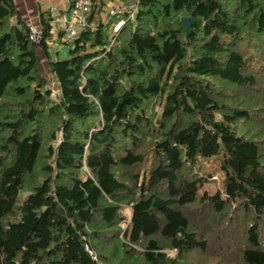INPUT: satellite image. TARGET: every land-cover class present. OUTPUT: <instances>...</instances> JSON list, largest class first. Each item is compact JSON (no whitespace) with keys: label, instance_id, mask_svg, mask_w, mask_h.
<instances>
[{"label":"trees","instance_id":"16d2710c","mask_svg":"<svg viewBox=\"0 0 264 264\" xmlns=\"http://www.w3.org/2000/svg\"><path fill=\"white\" fill-rule=\"evenodd\" d=\"M136 8L70 42L40 12L37 44L0 0V264H201L229 226L227 255L264 264V0Z\"/></svg>","mask_w":264,"mask_h":264},{"label":"rangeland","instance_id":"374dc122","mask_svg":"<svg viewBox=\"0 0 264 264\" xmlns=\"http://www.w3.org/2000/svg\"><path fill=\"white\" fill-rule=\"evenodd\" d=\"M134 3H135V0L130 5H134ZM103 14L106 17V14H107L106 9H105ZM70 15H71V8H70ZM62 18H64V16L57 17V20L60 21V19H62ZM69 49H70V46L67 44H64L62 46V50H61V54H60L59 58L60 59L68 58L69 57ZM40 71L42 72V74H44L48 78L50 77L49 69H48L47 64L45 62L40 63ZM258 73H260V79L264 81V70H262V72H258ZM50 88L53 91V97L55 98L58 88L55 84L51 85ZM57 135H60V133L57 132ZM199 165L202 169V172L205 175L210 176V179L205 184V186L203 187V190H207L212 195L216 194L217 192L222 190L223 189V182L222 181L224 178V173L221 170V157L217 156V157H213V158L208 159V160H204ZM230 230H232V229L229 226L226 233H222L221 231H218L219 234H224V235H219L217 239L212 238L210 240V243H213L214 246H216V251L219 252L217 255H212V254H209L208 252H204V253L193 252L191 257L197 256L198 262H201V264H240L239 262H235L234 256L227 255L226 246H227L229 240L233 241V242L235 241L231 237L233 235V233ZM216 233H217V231H216ZM223 236H225V237H223ZM174 255H176V254L174 253ZM191 257L189 256L188 258H186V257L182 256L180 259L185 260V262H187V261L190 262Z\"/></svg>","mask_w":264,"mask_h":264},{"label":"crops","instance_id":"0c3cea01","mask_svg":"<svg viewBox=\"0 0 264 264\" xmlns=\"http://www.w3.org/2000/svg\"><path fill=\"white\" fill-rule=\"evenodd\" d=\"M95 9L93 12L94 22L92 26H96V22H98L101 18L108 20L110 18L109 13L111 15V10L116 8L117 11L115 14L121 16L119 14H123L124 10H120L119 7L121 4H126L129 6L132 4L134 0H93ZM72 0H14V4L20 11L24 20L28 23L31 28L40 26V12H49L51 16L54 17V22L56 23L57 17H70V6L72 4ZM108 6V7H107ZM107 10L106 17L104 16V11ZM56 39V40H55ZM57 37L55 34L54 39H52L51 43H57ZM56 46V45H54ZM63 45H57L59 48L58 51L62 49ZM61 48V49H60ZM45 60L42 58V63ZM47 67H49L47 65ZM52 79H54L52 77ZM58 88V86H57ZM58 91V90H57Z\"/></svg>","mask_w":264,"mask_h":264},{"label":"built area","instance_id":"2783aa9c","mask_svg":"<svg viewBox=\"0 0 264 264\" xmlns=\"http://www.w3.org/2000/svg\"><path fill=\"white\" fill-rule=\"evenodd\" d=\"M137 0H135L134 5L126 6V4H121L119 7L120 10L125 9V13H130L131 16L134 15L135 10L137 9ZM95 5L93 0H75L71 7L70 17H64L57 20L55 25L65 28L64 40L66 42L72 41L73 38L81 31L82 28H85L89 24L90 15L94 12ZM117 11L116 8L111 10V14H115ZM124 20H120L116 24V28L120 27L123 24ZM31 37L33 41L37 44H40L43 39V28L35 27L31 29Z\"/></svg>","mask_w":264,"mask_h":264},{"label":"water","instance_id":"95a60500","mask_svg":"<svg viewBox=\"0 0 264 264\" xmlns=\"http://www.w3.org/2000/svg\"><path fill=\"white\" fill-rule=\"evenodd\" d=\"M182 22H183L187 32H190V28H191L190 18L189 17H184V18H182Z\"/></svg>","mask_w":264,"mask_h":264}]
</instances>
